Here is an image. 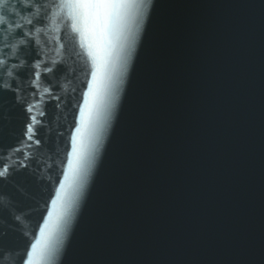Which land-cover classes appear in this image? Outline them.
I'll return each mask as SVG.
<instances>
[{"label":"water","instance_id":"water-1","mask_svg":"<svg viewBox=\"0 0 264 264\" xmlns=\"http://www.w3.org/2000/svg\"><path fill=\"white\" fill-rule=\"evenodd\" d=\"M45 2L54 6L34 39L65 66L62 94L75 89L83 104L104 65L96 86L115 99L106 118L101 106L92 165L58 226L45 220L79 108L50 110L51 135L65 136L52 159L26 153L44 162L36 181L3 190L0 264H264V0H131L110 25ZM21 120L0 95L5 142Z\"/></svg>","mask_w":264,"mask_h":264},{"label":"snow or ice","instance_id":"snow-or-ice-1","mask_svg":"<svg viewBox=\"0 0 264 264\" xmlns=\"http://www.w3.org/2000/svg\"><path fill=\"white\" fill-rule=\"evenodd\" d=\"M45 0H0V32L9 35V41L0 44V72L6 73L11 79L4 81L0 76V95L9 94L12 103L18 109L21 128L11 142H5L0 135V206L6 199L4 189L14 185L21 176H30L36 181L43 161L35 155H26L33 148L36 152L47 151L49 159L56 152L57 141L65 136L64 132H57L55 138L51 135L50 110L60 108H79V121L75 132L71 134V151L67 152V167L63 171L64 179L59 181L60 187L56 190L55 199H52V208L48 211L45 225L52 220L57 226L63 221L66 214L65 197L67 190H71L72 198L78 193L86 180L88 169L91 167L95 142L96 118L100 116L101 106L106 118L107 110L115 97L110 92L99 95L96 86L101 73L106 70L104 65H94L91 73L92 80L87 82V90L82 92L83 104L73 103L76 100V90L72 96L62 94L61 80H67V72L61 60L53 59L46 42L39 47L40 41L34 39L37 34L45 33V20L48 8L52 7ZM136 5L131 0H64V7L76 10L80 14L94 15L102 24L110 25L114 17L119 16L122 10L133 8ZM13 40H18L13 43ZM53 47L60 40H54ZM48 48V51H45ZM15 50L14 55H8ZM20 53H25L23 57ZM91 56L92 53L89 52ZM9 64L12 65L8 71ZM74 75V73H73ZM83 87V82L81 83ZM39 107V111L37 108ZM51 171V167L49 168ZM63 209V211H61ZM2 210V208H0ZM30 208L15 210L14 213H26ZM19 217L13 215V219ZM44 229L41 228L43 237ZM3 237H0L2 240ZM33 244L35 250L40 244ZM32 254L29 253V256ZM28 264H31L29 260Z\"/></svg>","mask_w":264,"mask_h":264}]
</instances>
